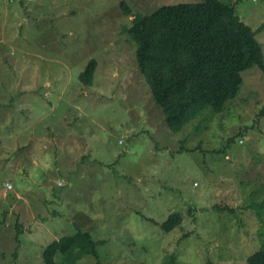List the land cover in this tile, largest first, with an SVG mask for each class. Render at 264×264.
<instances>
[{
    "label": "rangeland",
    "instance_id": "1",
    "mask_svg": "<svg viewBox=\"0 0 264 264\" xmlns=\"http://www.w3.org/2000/svg\"><path fill=\"white\" fill-rule=\"evenodd\" d=\"M199 1L0 0V264H44L46 245L78 230L99 259L69 264H248L264 231L247 207L264 201V74L244 72L222 112L173 133L122 31L138 13ZM223 1L264 52V0ZM173 212L182 221L167 232Z\"/></svg>",
    "mask_w": 264,
    "mask_h": 264
},
{
    "label": "trees",
    "instance_id": "2",
    "mask_svg": "<svg viewBox=\"0 0 264 264\" xmlns=\"http://www.w3.org/2000/svg\"><path fill=\"white\" fill-rule=\"evenodd\" d=\"M121 6L130 12L124 1ZM263 28L264 23L258 31ZM122 31L132 36L138 68L173 133L180 132L207 108L213 113L222 112L229 100L239 96L245 81L244 72L256 68L264 74L262 44L256 31L239 17L231 1L201 0L161 5L150 14H136L132 25L124 26ZM97 66L95 58L88 61L79 77L84 85H92ZM11 185L9 189L13 188ZM247 207L264 221V201L252 202ZM228 208L230 212L235 211L233 207ZM56 212L53 209L52 213ZM245 212L243 208L242 213ZM181 221L182 214L173 212L162 224V229L169 232ZM245 224L241 218L240 228ZM256 232L260 244L258 250L248 256V264H264V231ZM23 233V224L18 221L16 248L12 252L15 261L19 257ZM98 243L88 231L64 235L46 245L43 263L69 264V257L77 261L88 255L99 259ZM1 253L7 255L5 251ZM57 254L59 263L55 258Z\"/></svg>",
    "mask_w": 264,
    "mask_h": 264
},
{
    "label": "built area",
    "instance_id": "3",
    "mask_svg": "<svg viewBox=\"0 0 264 264\" xmlns=\"http://www.w3.org/2000/svg\"><path fill=\"white\" fill-rule=\"evenodd\" d=\"M7 187H12V185L9 183V184L7 185Z\"/></svg>",
    "mask_w": 264,
    "mask_h": 264
}]
</instances>
